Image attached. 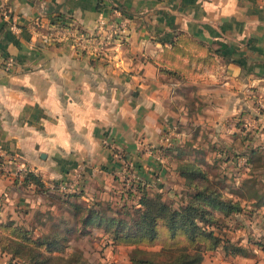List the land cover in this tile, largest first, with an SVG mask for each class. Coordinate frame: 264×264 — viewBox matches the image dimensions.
Returning <instances> with one entry per match:
<instances>
[{
  "label": "crops",
  "instance_id": "crops-1",
  "mask_svg": "<svg viewBox=\"0 0 264 264\" xmlns=\"http://www.w3.org/2000/svg\"><path fill=\"white\" fill-rule=\"evenodd\" d=\"M100 18L127 29L108 58L42 42L54 24L92 31ZM252 85L264 89V0H0L2 159L50 187L79 173L85 200L121 186L119 155L169 196L177 164L196 159L264 192V132L243 124ZM12 175L0 172V223L31 225L51 205ZM0 264L19 262L0 250Z\"/></svg>",
  "mask_w": 264,
  "mask_h": 264
},
{
  "label": "trees",
  "instance_id": "trees-1",
  "mask_svg": "<svg viewBox=\"0 0 264 264\" xmlns=\"http://www.w3.org/2000/svg\"><path fill=\"white\" fill-rule=\"evenodd\" d=\"M204 164L197 159L177 164L176 172L187 187L183 194L186 200L178 206L136 175L130 176L128 183L117 175L121 186L110 191L111 198L85 200L82 189L67 192L57 183L46 186L39 174L27 171L22 186L46 194L45 201L52 199L62 211L58 215L46 213L48 218L38 219L34 225L12 219L1 222L0 250L19 264H91L82 253H67V249L76 235L91 236L95 230L106 237V244L131 247L132 264H202L204 253L219 248L228 255L247 256L246 247L216 232L223 224L230 226L229 221H241L244 207L232 197L236 191H230V196L223 193L219 179L208 175ZM128 169L131 173V167ZM249 196L254 210L264 205V194L254 187ZM43 212L47 210L35 215L39 218ZM156 243L160 244L158 251L141 248ZM254 243L264 252L263 240Z\"/></svg>",
  "mask_w": 264,
  "mask_h": 264
},
{
  "label": "rangeland",
  "instance_id": "rangeland-1",
  "mask_svg": "<svg viewBox=\"0 0 264 264\" xmlns=\"http://www.w3.org/2000/svg\"><path fill=\"white\" fill-rule=\"evenodd\" d=\"M219 169V170H218ZM204 170L211 177H216L219 179V183L223 186V193L226 196H230V191H236L233 193L232 197L238 199L243 205V210L245 215L241 216V221H235L231 223L230 226L222 225V229L216 232L223 235L225 238L230 239L231 242L240 244L248 249L249 255L241 256V255H228L224 253L222 248H219L212 252L204 253L202 264H264V252L258 248L254 241L263 240L264 241V209L258 207L253 209L252 203L253 200L249 196V192L252 191V187H254L257 191L262 190L261 183L255 178L248 179L246 183L243 182V179L240 181H236L229 177L225 178V173L223 168L215 169V167H210L204 164ZM132 171V170H131ZM132 175V173H130ZM175 175V174H173ZM177 186L176 195L168 193H163L164 196L171 201H173L175 206H178L182 200H186L184 197V191L187 190L186 182L178 181V176H174ZM80 181L83 180L79 179ZM184 180V179H183ZM82 183V182H81ZM250 185H253L250 187ZM77 186H80L77 181ZM238 188V189H237ZM237 189V190H236ZM69 192V191H67ZM168 192V191H166ZM59 193V192H56ZM260 193V192H259ZM264 194V192H262ZM85 194V193H84ZM85 196L90 199L91 196L86 192ZM112 194L108 192V196L106 198H111ZM51 203V208L46 209L47 212L40 213L39 218L40 221L47 219L48 216L46 213H52L54 215H58L59 211H62L61 208L58 210L57 206H55L52 199H48ZM255 200V199H254ZM257 200V198H256ZM49 201L47 203H49ZM251 201V202H250ZM249 214V215H248ZM38 218V216H34ZM38 218V219H39ZM38 219L35 218L31 220L32 223H38ZM36 220V221H35ZM224 223V222H223ZM40 229V227H38ZM161 242V240H160ZM159 242V243H160ZM107 240L105 236H102L101 233H97L94 230L93 235H85V236H75L72 239L70 248L67 249V253L72 250H77L82 253V255L91 263V264H132L130 262L129 256L131 252V247L127 246H114L111 244H106ZM151 251H158L160 248V244L156 243L153 246L141 247Z\"/></svg>",
  "mask_w": 264,
  "mask_h": 264
},
{
  "label": "built area",
  "instance_id": "built-area-1",
  "mask_svg": "<svg viewBox=\"0 0 264 264\" xmlns=\"http://www.w3.org/2000/svg\"><path fill=\"white\" fill-rule=\"evenodd\" d=\"M5 18L8 19L9 16L5 15ZM35 26H39V23L35 20ZM38 33L39 31H36ZM128 41V34L125 24L123 23H110L105 19L100 18L97 20L95 27L92 31H83L77 29L75 26H65L61 23L54 24L51 32H48L42 35V42L54 43V42H70L74 47L80 51L88 54H92L96 59H105L108 58V50L113 47H121ZM13 65L11 59L6 61V68H10ZM258 88L256 85L248 87L247 93L252 98V115L247 116L243 121L244 130L246 133H263L264 132V89L259 88L258 92L254 90ZM261 148L264 150V143L261 145ZM1 151V147H0ZM120 154V153H119ZM2 153L0 152V172L10 173L13 172V177L19 182L22 181L23 175L25 172L30 171L24 163L20 162L17 157H10L7 159H2ZM122 157V155H119ZM122 170L121 175L123 179H126L127 183L129 182L130 174L129 167H131L130 161L122 159ZM132 173V172H131ZM80 178L78 173L76 180L71 183L58 184V187L62 191H72L76 189L77 181Z\"/></svg>",
  "mask_w": 264,
  "mask_h": 264
}]
</instances>
